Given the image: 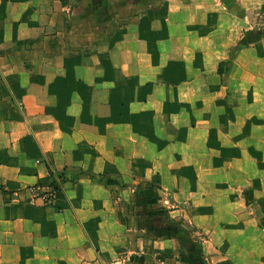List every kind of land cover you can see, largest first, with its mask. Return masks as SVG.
Segmentation results:
<instances>
[{
	"label": "crops",
	"instance_id": "crops-1",
	"mask_svg": "<svg viewBox=\"0 0 264 264\" xmlns=\"http://www.w3.org/2000/svg\"><path fill=\"white\" fill-rule=\"evenodd\" d=\"M72 2L0 0V264H264V0Z\"/></svg>",
	"mask_w": 264,
	"mask_h": 264
},
{
	"label": "rangeland",
	"instance_id": "rangeland-1",
	"mask_svg": "<svg viewBox=\"0 0 264 264\" xmlns=\"http://www.w3.org/2000/svg\"><path fill=\"white\" fill-rule=\"evenodd\" d=\"M155 1H159L155 7H160L162 0H73L71 4L76 12L74 15L66 17L67 27L70 28L75 25V31L70 32L71 34H75L77 37L80 36L81 39L85 38L91 40L93 37H99L100 35L106 34L107 31L113 30L117 24L123 23L131 18V15L135 11L149 8ZM133 9H135V11ZM253 12H255L258 17H261L264 15V5L262 4L253 8ZM28 187L27 190L29 192ZM143 198L146 199L147 197ZM149 198H160V196H150L147 199ZM35 199L40 198H33L30 201H34ZM171 208L177 207L172 206ZM177 222L175 226H179L180 221ZM182 224H188L190 229V224L184 217H182ZM181 261L183 260L180 259L179 254L172 257L153 256L147 264H184ZM187 264L195 263L188 260Z\"/></svg>",
	"mask_w": 264,
	"mask_h": 264
},
{
	"label": "built area",
	"instance_id": "built-area-1",
	"mask_svg": "<svg viewBox=\"0 0 264 264\" xmlns=\"http://www.w3.org/2000/svg\"><path fill=\"white\" fill-rule=\"evenodd\" d=\"M30 196L29 200L33 198H40L43 203H49L53 199L57 198L59 195V185L56 186L52 180L43 184V183H35L28 187Z\"/></svg>",
	"mask_w": 264,
	"mask_h": 264
},
{
	"label": "trees",
	"instance_id": "trees-1",
	"mask_svg": "<svg viewBox=\"0 0 264 264\" xmlns=\"http://www.w3.org/2000/svg\"><path fill=\"white\" fill-rule=\"evenodd\" d=\"M52 175V174H51ZM52 181L54 182V184L56 185V186H58V183L56 182V180L55 179H52ZM60 188V187H59ZM59 193H60V191H59ZM59 196V195H58Z\"/></svg>",
	"mask_w": 264,
	"mask_h": 264
}]
</instances>
